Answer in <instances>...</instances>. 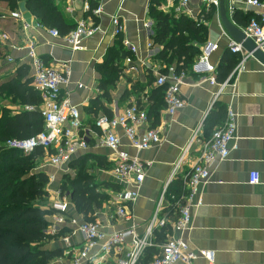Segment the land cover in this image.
Segmentation results:
<instances>
[{
	"label": "crops",
	"instance_id": "0c3cea01",
	"mask_svg": "<svg viewBox=\"0 0 264 264\" xmlns=\"http://www.w3.org/2000/svg\"><path fill=\"white\" fill-rule=\"evenodd\" d=\"M84 1L86 0H54L70 23L75 24L81 18H90L98 25V31L82 41V49L72 52L61 38H52L44 28H30L27 33L22 32L19 23L7 17L10 11L18 10L22 18L29 23L36 20L24 9L21 0L17 1L15 9H10L6 1L0 0V83L7 81L8 77H14L19 67H26L31 85L32 70L26 57L28 38L35 41L36 53L48 65L58 68L63 63H69L70 80L63 92L70 103L78 108L81 121L79 135L84 137L88 146L85 150L77 151L73 157L75 159L88 154L98 157L100 163H107V168L98 167L95 163L94 168L88 171L99 185L97 191L105 194L107 198L100 208L94 209L93 222L106 234L122 231L133 225L135 231L141 235L152 219L164 188L162 209L168 205L167 188L170 183L166 187L167 180L192 133L198 130V140L202 141L216 128L214 123L208 120L205 122V119L212 105L219 103L226 109L230 107L236 115L235 148L225 160H215L211 163L208 179L198 187V192L189 205L190 219L187 228L182 232L172 231L166 240L179 237L194 252L212 251L214 264H264V65L249 55L244 59L241 69L230 77L221 91L220 87L236 65L224 81L218 82L215 79V84L209 83L196 73H188L180 87L181 96L185 101L184 107L171 117L165 113L164 108L158 112L157 124L153 128L158 129L161 140L146 150L135 151L129 147L121 129L115 130L121 148L131 156L137 157L145 167L138 197L127 207L131 218L122 219L115 213L116 206L120 204L116 191L105 187L108 183L117 185L110 174L112 156L110 151L100 144L99 131L94 127L95 119L104 113L99 111L94 116L86 109L99 99L112 116L139 100V106L146 112L151 104L148 100L149 90L156 87L155 73L159 70V63L154 59L158 48L152 47L149 39L152 25L150 9L154 7L158 11L175 16L178 13L172 8H166L165 0H101L102 13L93 18L83 11ZM247 1L225 0L227 18L240 29L247 26V21L264 13V0H258L263 4L262 8L249 5ZM206 8L203 1L190 0L182 13L191 19H201ZM113 16L118 17L123 26L121 38L127 39L136 47L137 55L134 71H128V65L123 62L122 76L115 83L110 93V101L107 102L100 97L101 92L97 88L99 74L96 68L117 38L111 34L110 18ZM204 24L207 27L206 42L217 45V49L209 58L216 69L231 38L220 24L217 8ZM2 35H5V38ZM149 75L153 79L151 86L136 92L131 91L130 86L133 83L145 85ZM127 79L131 82L127 83ZM78 84H81L80 88L77 87ZM125 89L130 90V94L122 99ZM214 94L216 100L212 103ZM0 106L6 107L7 102L0 98ZM152 121L153 117L148 118L149 126ZM143 131L144 126L137 128L139 134ZM198 145V142H195L190 147L174 180L179 177L183 179L195 162ZM87 163L92 164L93 161L89 160ZM62 168L61 172L73 176V171L68 169L67 165ZM58 175H53L54 180L48 186V194H55L57 187L54 184L59 181ZM254 175H257L258 182L251 184L250 178ZM64 198L68 205L66 216L75 219L77 223L85 222L82 215L71 205L67 194H64ZM51 220L49 217L50 224ZM59 229L66 230L60 237L46 241V248L62 249V256L54 261V264H71L72 257L83 244V237L76 231V226L71 224H51L47 231L55 234ZM65 236H68V245L61 240ZM96 249L90 252L86 264H119L118 259L126 253V250L118 254L111 252L100 258V255H96ZM194 264L207 262L197 255Z\"/></svg>",
	"mask_w": 264,
	"mask_h": 264
},
{
	"label": "built area",
	"instance_id": "2783aa9c",
	"mask_svg": "<svg viewBox=\"0 0 264 264\" xmlns=\"http://www.w3.org/2000/svg\"><path fill=\"white\" fill-rule=\"evenodd\" d=\"M91 1L95 3L94 7L90 6ZM201 1L207 7H214L215 9L218 7L217 0ZM189 2L190 0H165V5L167 9L172 8L176 13L183 14ZM247 2L249 5L257 8H262L263 6L258 0H248ZM82 8L84 12H88L93 18L100 16L102 13L101 0H86ZM1 17L5 16L1 15ZM7 17L19 23L24 33H27V30L30 28H44L38 22L29 23L25 21L18 10L10 11ZM110 25L112 36L121 37L123 26L118 17H111ZM147 27L149 28V26ZM98 29V25L90 18H81L75 23L73 30L65 36H60L55 29H46V31L52 38H61L72 52H76L82 49V41L93 35ZM242 31L246 37L252 40L258 49L264 51V13L260 15L259 20L251 19ZM2 37L5 38V35H2ZM121 45L129 52V55L124 59V63L128 65V71H134V60L137 55V49L123 37L121 38ZM216 49L217 45L215 43L206 42L201 47L199 56L188 71H176L173 67H169L165 74L159 70L156 71L155 85H166L163 104L164 111L168 116H173L185 105L180 87L184 84L188 73H196L209 81V83H216L215 66L209 61L210 54ZM227 49L232 54L240 55V59L231 75L220 87V91L227 84L230 77L241 69L244 59L249 56L242 44L236 43L232 39L227 43ZM26 57L32 70L31 86L34 91L38 92L41 101L38 110L43 120V130L28 139L8 140L6 145L18 150L22 154H28L40 147L44 151L43 157L47 165L50 168L60 169L67 165L77 151L85 150L88 147L84 137L79 135L81 121L78 108L70 103L67 95L63 92L64 87L69 83L71 69L68 62L61 64L58 68L45 63L36 53V43L32 38L27 39ZM8 61L11 60L8 59ZM77 87L80 88L81 84H78ZM215 100L216 94L212 97V103ZM235 117L236 115L232 109L228 107L223 124L215 128L206 140H198V130L194 131L187 146L182 150L178 160L174 163L166 187L176 177L190 147L193 143L198 142L195 162L182 179L186 192L176 205L178 215L176 220L170 224L171 231L182 232L187 228L190 219L189 205L198 192V187L208 179L209 166L215 160H225L230 151L235 148ZM148 124L146 112L136 104L126 107L123 111L111 117L100 115L94 121V127L99 131L100 144L111 153L113 164L110 174L114 182L119 186L116 197L120 204L116 206L115 213L125 220H130L131 218L127 207L135 202L138 197V190L142 185L145 175V167L137 157L131 156L121 148V142L115 130L120 128L129 147L139 152L158 144L161 140L158 129L151 128ZM140 126H144V131L141 134L137 132V128ZM53 180V175H50V182ZM257 182V175L250 178L251 184ZM54 192L58 201L53 202L51 205V209L54 211L50 215L52 219L51 224L54 226H62L64 224L75 225L76 231L83 237V244L77 251V254L72 257L71 264L85 263L88 260L90 252L96 248V255H100V258L111 252L118 254L126 250L123 257L118 259V263L134 264L143 249L150 245L153 232L168 224L166 218L161 214L165 188L157 203L152 219L141 235L135 231L133 225L125 230L106 234L96 222L77 223L75 219L66 216L68 205L64 200V196L60 197L58 190ZM61 240L64 244H69L68 236L62 237ZM197 255L205 259L207 264H214L212 251L203 250L194 252L189 249L188 245L181 238L170 237L159 246V253L150 264H194Z\"/></svg>",
	"mask_w": 264,
	"mask_h": 264
},
{
	"label": "trees",
	"instance_id": "16d2710c",
	"mask_svg": "<svg viewBox=\"0 0 264 264\" xmlns=\"http://www.w3.org/2000/svg\"><path fill=\"white\" fill-rule=\"evenodd\" d=\"M3 1L7 2L10 9L17 7L18 0ZM21 1L24 9L36 22L46 29H55L60 36L67 35L75 27V24L65 18L54 0ZM90 6L94 7L95 3L91 1ZM215 11L214 7H207L201 21L199 18H188L184 14H166L151 7L149 39L151 46L158 48L154 59L159 63L161 73L165 74L169 67L176 71L190 69L199 56L201 47L206 43L207 27L204 22ZM254 19L259 20V17ZM128 55L129 52L121 45V37L117 36L103 61L97 65V88L101 92L100 97L107 102L110 101V93L115 83L122 76L123 62ZM239 59L238 54H232L225 49L215 69L216 81H224ZM126 82L131 81L127 79ZM152 82L149 75L145 85L133 83L130 86L131 91L144 89L151 86ZM165 87L166 85L156 86L149 90L148 100L151 104L147 107L146 115L149 119L153 117L151 128L157 124V114L164 108ZM128 94L130 90L125 89L121 98L128 97ZM0 98L7 102L6 107L0 106V264H54L62 256V249H47L46 241L60 237L66 229H59L55 234L47 231L51 225L49 217L54 213L45 206L50 175L36 168V162L43 158L44 151L38 147L28 154H22L6 145L8 140L28 139L43 130V120L38 110L40 97L30 85L26 67H19L14 77H8L7 81L0 83ZM137 104L140 105L139 100ZM86 111L94 116L102 111L104 115L111 117L110 111L99 99L92 102ZM225 116L226 107L214 103L205 122L211 121L217 128L223 124ZM212 131L203 140L208 139ZM89 160L93 163H87ZM95 163L98 167L107 168V163H100L98 157L93 155L71 158L67 167L73 171V176L70 173L62 174L61 179L54 184L60 196L67 194L71 205L82 215L85 222H93L94 209L100 208L101 203L107 199L105 194L97 191L99 185L88 172L94 168ZM105 187L116 192L119 190L112 183L105 184ZM185 192L180 177L170 183L167 188L169 203L161 212L168 224L153 232L150 245L143 249L134 264H150L159 253V246L172 233L170 224L178 215L176 205Z\"/></svg>",
	"mask_w": 264,
	"mask_h": 264
},
{
	"label": "water",
	"instance_id": "95a60500",
	"mask_svg": "<svg viewBox=\"0 0 264 264\" xmlns=\"http://www.w3.org/2000/svg\"><path fill=\"white\" fill-rule=\"evenodd\" d=\"M218 1V19L220 21L221 26L227 33V35L236 43H241L244 47V50L247 54L252 56L254 59L259 61L262 65H264V51L258 49L252 40L243 33L242 29L235 26L226 16V5L225 0H217Z\"/></svg>",
	"mask_w": 264,
	"mask_h": 264
},
{
	"label": "rangeland",
	"instance_id": "374dc122",
	"mask_svg": "<svg viewBox=\"0 0 264 264\" xmlns=\"http://www.w3.org/2000/svg\"><path fill=\"white\" fill-rule=\"evenodd\" d=\"M7 62H8V61H7ZM36 163H37V164H36V168H37L38 170H45L48 174L50 173V174H53L54 176L59 174V175L57 176V177H58V180L61 179V176H62L61 173H63V174L66 173V172H61L63 168H60V169L50 168V167L47 165L45 158H40V159H38ZM60 174H61V175H60ZM60 197H61V196H60ZM55 199H56V200H55ZM59 200H60V198H59ZM56 201H58V198L56 197V195H55V194H54V195H51V194L49 193L47 199L45 200V206H46V208H49L50 205H52L53 202H56ZM52 228H53V227H52ZM54 229H55V228H54Z\"/></svg>",
	"mask_w": 264,
	"mask_h": 264
}]
</instances>
